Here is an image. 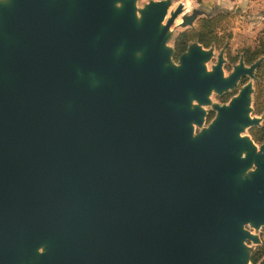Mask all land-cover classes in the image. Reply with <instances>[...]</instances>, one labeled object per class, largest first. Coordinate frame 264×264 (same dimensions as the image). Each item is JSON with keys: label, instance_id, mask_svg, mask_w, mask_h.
Returning <instances> with one entry per match:
<instances>
[{"label": "water", "instance_id": "1", "mask_svg": "<svg viewBox=\"0 0 264 264\" xmlns=\"http://www.w3.org/2000/svg\"><path fill=\"white\" fill-rule=\"evenodd\" d=\"M171 7L0 0V264H251L264 58L226 74L191 43L174 62V30L208 14Z\"/></svg>", "mask_w": 264, "mask_h": 264}, {"label": "trees", "instance_id": "2", "mask_svg": "<svg viewBox=\"0 0 264 264\" xmlns=\"http://www.w3.org/2000/svg\"><path fill=\"white\" fill-rule=\"evenodd\" d=\"M231 19L232 16L228 12H219L199 19L194 28L187 29L177 36L174 41L173 56L178 58L186 51L191 43H197L204 49L215 48L219 51L227 50L229 48L228 42L232 38L229 26ZM244 53L246 64H252L263 58L264 35L256 40L252 48L244 50ZM253 114L262 117L263 123L260 128L252 129L250 131V136L256 144H262L264 143V60L257 67L255 72ZM262 255H264V242L252 255L251 263H256L257 259Z\"/></svg>", "mask_w": 264, "mask_h": 264}, {"label": "rangeland", "instance_id": "3", "mask_svg": "<svg viewBox=\"0 0 264 264\" xmlns=\"http://www.w3.org/2000/svg\"><path fill=\"white\" fill-rule=\"evenodd\" d=\"M148 1H151V0H137L138 8H141ZM153 1H156V0H153ZM171 2H172L171 10L174 9V7H176V5L178 3H183L186 7V11H192L193 9H197V10L200 9L201 10V7H199L200 5H198L197 0H171ZM230 12H231L230 14L232 16V19L230 20L229 26H230V31L232 33V38L228 42L229 48L227 49L226 53L230 56L238 57L240 55V53L244 52V50H246L247 48H252L254 46V43L256 42V40L260 36L264 35V23L261 22L260 18H254L253 17V15L251 13L252 12L256 13L255 10H252V12L246 10L244 12L237 13V14H233V11H230ZM186 30H183L180 28H177L174 30L173 40L170 43V46L173 49H174V41L177 38V36ZM220 52L221 51L215 49L214 58L207 64L208 69H210L211 66L215 63L217 56L220 54ZM242 56L243 55L241 54L240 57H242ZM223 57L226 61L225 65H224V70H225V73L227 74L225 67L229 65V61H228L227 57L225 56L224 52H223ZM177 59L178 58H175L173 56L174 62H176ZM237 63H238V61H237ZM252 83H253V90H254L253 97H254L255 80ZM241 87H237L236 89L228 92L227 94H224L223 96H217V95L213 94L211 96V100L213 103H217V104L227 103L228 100L232 96H234L240 90ZM207 113H208L207 119L209 116H211V118L214 117V113H212L213 115H210L211 113L209 112V109H207ZM262 123H263V120L261 122V126H262ZM252 129H254V128H252ZM252 129L247 130L245 132V135L250 136V131ZM261 232L263 233L264 229H262Z\"/></svg>", "mask_w": 264, "mask_h": 264}, {"label": "crops", "instance_id": "4", "mask_svg": "<svg viewBox=\"0 0 264 264\" xmlns=\"http://www.w3.org/2000/svg\"><path fill=\"white\" fill-rule=\"evenodd\" d=\"M197 1H198V5H200L199 7H201V10L205 11L208 15L216 14L219 12L231 13L230 11H233V14H237L244 12L246 10L250 12H252V10H255L256 13L253 12L251 13L253 17L260 18L261 22L264 23V0H197Z\"/></svg>", "mask_w": 264, "mask_h": 264}, {"label": "flooded vegetation", "instance_id": "5", "mask_svg": "<svg viewBox=\"0 0 264 264\" xmlns=\"http://www.w3.org/2000/svg\"><path fill=\"white\" fill-rule=\"evenodd\" d=\"M210 15V14H209ZM203 18V17H202ZM198 22V21H197ZM196 22V23H197ZM196 23H195V25H196ZM194 25V26H195ZM221 51V50H220ZM226 51L227 50H224L223 52H224V54H225V56L227 57V59H228V61H229V65L228 66H226L225 67V69H226V71H227V74L228 73H230V71L232 70V67L234 66V65H236V63H237V61L239 62V59L240 58H242V60H243V63L246 65V66H250V65H252V64H254V63H256V62H254V63H252V64H246V62H245V53L244 52H242V53H240V55L242 54L243 56L242 57H240V55L238 56V57H233V56H230V55H228L227 53H226ZM262 59V58H261ZM260 60V59H259ZM255 72H256V70H255ZM254 76H255V74H254ZM248 78H241L240 79V81H239V83H238V87H241L242 85H244L245 83H247V80ZM210 115H213L212 113L210 114ZM211 116H209L208 117V119H207V122H209L212 118H210Z\"/></svg>", "mask_w": 264, "mask_h": 264}, {"label": "built area", "instance_id": "6", "mask_svg": "<svg viewBox=\"0 0 264 264\" xmlns=\"http://www.w3.org/2000/svg\"><path fill=\"white\" fill-rule=\"evenodd\" d=\"M260 237H261V241H262V243H263V242H264V232L262 233V232L260 231ZM262 243H261V244H262ZM258 247H259V246L256 247L255 251L257 250ZM255 251H254V253H255ZM251 264H252V263H251ZM254 264H264V255H262L261 257H259V258L257 259L256 263H254Z\"/></svg>", "mask_w": 264, "mask_h": 264}]
</instances>
